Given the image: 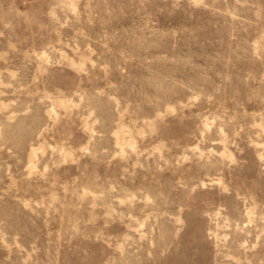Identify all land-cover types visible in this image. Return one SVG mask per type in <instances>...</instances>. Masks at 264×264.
Returning a JSON list of instances; mask_svg holds the SVG:
<instances>
[{"label": "rangeland", "instance_id": "rangeland-1", "mask_svg": "<svg viewBox=\"0 0 264 264\" xmlns=\"http://www.w3.org/2000/svg\"><path fill=\"white\" fill-rule=\"evenodd\" d=\"M0 264H264V0H0Z\"/></svg>", "mask_w": 264, "mask_h": 264}]
</instances>
